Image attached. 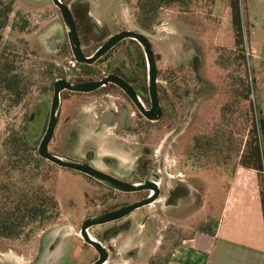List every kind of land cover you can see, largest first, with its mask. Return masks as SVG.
I'll use <instances>...</instances> for the list:
<instances>
[{"label": "rangeland", "instance_id": "374dc122", "mask_svg": "<svg viewBox=\"0 0 264 264\" xmlns=\"http://www.w3.org/2000/svg\"><path fill=\"white\" fill-rule=\"evenodd\" d=\"M2 2H12L13 12L6 26L0 29V165L7 159L3 141L12 133L21 134L22 123L31 107L39 101H49L51 93L49 96L45 93L56 78L53 71L69 66L67 59L57 57L44 43L46 37L57 30L58 24L57 10L48 0ZM137 3L138 0L124 3L121 10L125 19L134 21ZM154 28L165 36L162 41H152L155 51L160 53V65L179 76L183 91L186 89L192 94L191 115L183 121L184 132L179 140L181 148L176 159L169 157L167 161L172 163L174 159L177 162L181 179L191 188V198L198 199L192 207L177 214L178 218L173 220L175 225L167 223L170 220L168 216L158 214L162 201L152 204L147 209L151 214L152 229L147 232L146 228L141 229L138 222H134L124 243L116 241L121 254L112 255L108 264H169L174 262L178 255L176 251L184 246V241L192 239L202 228L215 225L238 165L236 147L231 150L232 158L225 162L217 145L218 150L206 149L209 152L207 156L199 150L190 153L192 136L196 135L198 139L206 136L212 140L219 137L220 141L230 132L236 145L240 140L246 142L253 138V124L258 138L264 131V115L260 111L256 89V69H263V65L256 66L247 28L243 46L246 64L234 61L237 52H234L236 45L230 0H189L187 5L163 7ZM227 57L231 64L220 65L218 61H225ZM194 64L198 67L199 79L195 75ZM237 75L253 79L255 93L251 95V108L242 99L234 98L232 89L237 84L232 80ZM5 79L16 83L20 96L6 88ZM82 110L86 115L93 114L91 106L82 105L79 111ZM61 129L63 127L60 126L50 151L61 158L76 161L81 145L77 138L65 142L68 138ZM41 136L40 133L29 141L35 157ZM169 143L163 138L156 147L155 153L159 158L166 157L164 152ZM17 169L12 173L14 193L44 187L54 195L58 208L49 210L51 219L45 223L26 224L18 237H0V264H89V252L86 250L84 254L81 251V241L75 235L84 216L78 176L47 160L38 166L29 161ZM132 217L139 218L136 215ZM55 238L56 241L53 240ZM127 251L134 255L128 257Z\"/></svg>", "mask_w": 264, "mask_h": 264}, {"label": "flooded vegetation", "instance_id": "af4514ba", "mask_svg": "<svg viewBox=\"0 0 264 264\" xmlns=\"http://www.w3.org/2000/svg\"><path fill=\"white\" fill-rule=\"evenodd\" d=\"M48 1L57 10L58 24L57 30L46 37L44 43L57 57L67 59L69 66L53 71L56 78L45 93L47 96L51 93L49 101H39L31 107L22 123L21 135L30 141L42 134L38 155L49 126L55 83L65 80L73 84H99L87 92L60 91L57 122L47 148L49 153L57 155L50 151V146L59 127H63L61 130L68 138L65 142L77 138L81 145L76 162L93 173L63 168L78 176L84 216L75 235L81 241V251L89 252V264H93L102 254L81 236L88 219H103L130 205L152 199V204L163 202L158 214L168 216L167 223L175 225L173 220L178 218L177 214L197 201L198 197L191 198V188L181 179L180 166L174 160L181 148L183 121L191 115L192 94L186 89L183 91L179 76L160 65V53L155 51L152 41H162L165 36L155 30V22L150 26L141 21L137 6L134 21L124 18L121 7L128 0ZM56 3L64 8L65 14ZM123 34L129 36L119 40L94 63L76 60L75 52L92 58L107 42ZM141 40L151 49L155 64L153 81ZM18 88L16 94L20 96ZM82 105L91 106L93 114H84V109L79 111ZM163 138L170 141L164 159L155 153ZM191 139L192 152L197 148L198 136ZM169 157L174 158L172 163L167 161ZM152 204L137 208L120 219L86 228V233L103 248L104 264L110 262L112 255L121 254L116 241L124 243L134 222L147 232L152 229L151 214L147 212ZM133 215L139 218L133 219ZM127 255L134 254L127 251Z\"/></svg>", "mask_w": 264, "mask_h": 264}, {"label": "trees", "instance_id": "16d2710c", "mask_svg": "<svg viewBox=\"0 0 264 264\" xmlns=\"http://www.w3.org/2000/svg\"><path fill=\"white\" fill-rule=\"evenodd\" d=\"M189 0H138V16L141 21L148 22L150 26L158 19L159 10L163 7H170L173 5L181 4L187 5ZM214 1V0H213ZM232 26L235 35V49L237 52L234 61L240 64H246V57L243 55L244 46V32L245 23L243 20L241 1L230 0ZM13 12L12 2L3 3L0 0V29L6 26L9 15ZM222 66L230 65V59L227 57L225 61H218ZM253 79L248 76H235L233 83L236 82L237 86L233 87L235 91L234 98L242 99L248 107L251 108L252 100L251 95L255 93V88L252 87ZM6 88L9 91L17 92V85L8 79L4 80ZM239 84V85H238ZM253 138L243 142L238 141L234 144L231 137L232 133L227 136L223 135L222 140L219 137L213 140L210 137H200L197 140V148L192 152H201L202 155H208L206 149L220 147V152L223 153L222 158L228 161L232 158L231 150L236 147V156L238 158V165L246 169L256 170L260 178V194L261 203L264 214V135L257 136L256 125L253 124ZM218 140V141H217ZM220 142V145L218 143ZM217 145V146H216ZM4 147L7 159L0 165V237L1 238H14L18 237L24 226L29 223L39 222L45 223L51 219L49 210H57L58 202L54 195L50 194L44 187H37L29 192L16 191L13 192L15 182L12 181V173L20 164H26L29 161H34L37 166L44 159L38 155H33V148L27 138L18 133L10 134L4 141ZM218 150V149H217ZM191 153V151H190ZM46 179V178H45ZM217 224L210 228H202L201 232L209 235H214Z\"/></svg>", "mask_w": 264, "mask_h": 264}, {"label": "crops", "instance_id": "0c3cea01", "mask_svg": "<svg viewBox=\"0 0 264 264\" xmlns=\"http://www.w3.org/2000/svg\"><path fill=\"white\" fill-rule=\"evenodd\" d=\"M264 115V0H240ZM264 174V172H263ZM264 178V176H263ZM214 235L197 232L169 264H264V214L256 170L237 166L225 192Z\"/></svg>", "mask_w": 264, "mask_h": 264}, {"label": "water", "instance_id": "95a60500", "mask_svg": "<svg viewBox=\"0 0 264 264\" xmlns=\"http://www.w3.org/2000/svg\"><path fill=\"white\" fill-rule=\"evenodd\" d=\"M57 5L62 9L63 14H65L64 8L59 4H57ZM69 27H70V30L72 31L73 30L72 26L69 25ZM127 36H129V35L123 34V35H118L115 38L111 39L92 58L84 57L79 52H75V58L78 62L92 64L100 56H102L106 51H108L111 47H113L119 40H121ZM141 43L144 46L147 57L149 59L150 76H151V81H153L155 64H154L153 59H152L151 49H150L149 45L147 43H145L144 41L141 40ZM194 72H195L196 77L199 79L197 65H195V67H194ZM98 86H99L98 83L73 84V83H70V82L65 81V80L57 81L55 83V96H54L53 103H52L49 126H48L47 132L44 135V137H43V139L39 145V148H38V155L41 158L51 162L52 164H55L59 167H62V168H67V169L76 170V171H84V172H87V173L89 172L90 174H93L92 172L88 171L83 165H81L80 163H78L76 161L64 159V158H61L57 155L49 153L47 148H48V144L52 138V135H53V132H54V129L56 126V122H57L60 91L63 89H68V90L77 91V92H87V91L94 90ZM263 135H264V131H263ZM183 190H184V188H183ZM149 204H152V199L147 200V201L142 202V203L130 205V206H128V207H126L120 211H117L115 213H111V214L104 216L103 219L102 218H93V219H88L86 221V223L82 227L81 236L85 242L90 244L92 247H94L96 250H98L102 254L101 259L99 261L93 263V264H104V261H105L104 254H103L104 250L98 241H96L95 239H92L86 233V228L93 226V225H98V224H102V223L109 222L112 220L120 219V218L126 216L127 214L133 212L137 208H140L142 206L149 205ZM53 240L56 241V238Z\"/></svg>", "mask_w": 264, "mask_h": 264}, {"label": "bare ground", "instance_id": "6f19581e", "mask_svg": "<svg viewBox=\"0 0 264 264\" xmlns=\"http://www.w3.org/2000/svg\"><path fill=\"white\" fill-rule=\"evenodd\" d=\"M93 239V237H91Z\"/></svg>", "mask_w": 264, "mask_h": 264}, {"label": "built area", "instance_id": "2783aa9c", "mask_svg": "<svg viewBox=\"0 0 264 264\" xmlns=\"http://www.w3.org/2000/svg\"><path fill=\"white\" fill-rule=\"evenodd\" d=\"M252 53H253V51H252Z\"/></svg>", "mask_w": 264, "mask_h": 264}]
</instances>
